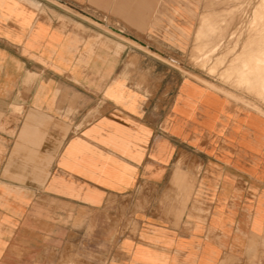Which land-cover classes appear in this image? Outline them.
I'll return each mask as SVG.
<instances>
[{"label":"crops","instance_id":"1","mask_svg":"<svg viewBox=\"0 0 264 264\" xmlns=\"http://www.w3.org/2000/svg\"><path fill=\"white\" fill-rule=\"evenodd\" d=\"M196 16L0 0V264H264V118L133 44L169 56Z\"/></svg>","mask_w":264,"mask_h":264},{"label":"rangeland","instance_id":"2","mask_svg":"<svg viewBox=\"0 0 264 264\" xmlns=\"http://www.w3.org/2000/svg\"><path fill=\"white\" fill-rule=\"evenodd\" d=\"M260 4L261 0H197L196 29L188 45L175 47V51L166 47L169 56H164L165 47L133 44L197 79L225 103L229 99L232 115L264 118V23L260 22L264 13ZM251 33L259 34L248 38ZM256 76L259 80L254 85ZM200 172L201 165L195 182L200 181ZM80 259L72 255L69 262L76 264Z\"/></svg>","mask_w":264,"mask_h":264},{"label":"bare ground","instance_id":"3","mask_svg":"<svg viewBox=\"0 0 264 264\" xmlns=\"http://www.w3.org/2000/svg\"><path fill=\"white\" fill-rule=\"evenodd\" d=\"M260 6L261 7H263V10H262V13H264V0H261V4H260ZM260 22H262V23H264V17H262L261 18V21ZM252 30V29H251ZM252 32V31H251ZM260 33H262L261 31H260ZM256 34L257 33H251V35H249V37L248 38H251V37H256ZM259 34V33H258ZM257 34V35H258ZM134 42V41H133ZM136 42V41H135ZM143 42V41H142ZM136 44H139L141 47H144V48H146L147 46L146 45H144V43H140V42H136ZM245 45V42H244V44H243V46ZM157 48V47H156ZM244 48V47H243ZM257 72V71H256ZM262 75H260V71H259V77H261ZM248 77V76H247ZM259 77H255L254 79H253V84L255 85V83H256V81H258L259 80ZM247 80H249V79H247ZM251 84V83H250ZM262 87L264 88V84L262 85Z\"/></svg>","mask_w":264,"mask_h":264}]
</instances>
